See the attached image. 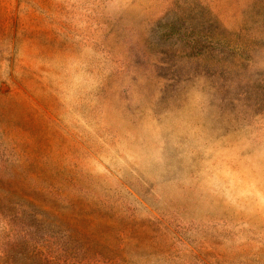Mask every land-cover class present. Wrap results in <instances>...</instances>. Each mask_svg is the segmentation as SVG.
<instances>
[{
  "label": "rangeland",
  "instance_id": "obj_1",
  "mask_svg": "<svg viewBox=\"0 0 264 264\" xmlns=\"http://www.w3.org/2000/svg\"><path fill=\"white\" fill-rule=\"evenodd\" d=\"M0 264H264V0H0Z\"/></svg>",
  "mask_w": 264,
  "mask_h": 264
}]
</instances>
